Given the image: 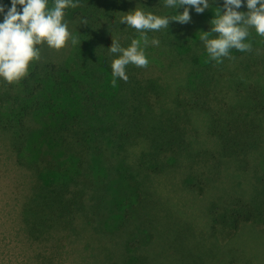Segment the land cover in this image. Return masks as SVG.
<instances>
[{
    "label": "trees",
    "instance_id": "obj_1",
    "mask_svg": "<svg viewBox=\"0 0 264 264\" xmlns=\"http://www.w3.org/2000/svg\"><path fill=\"white\" fill-rule=\"evenodd\" d=\"M79 3L80 7L65 10L75 20H87L74 64L42 67L35 61L20 92L8 90V97H0V126L11 133L17 164L31 169L35 177L23 210L28 235L35 239L47 229L69 227L79 217L107 220L109 171L120 173L125 167L126 177L142 192L137 171L159 174L187 162L185 185L206 187L219 178L223 158L247 169L264 131V37L249 29L245 42L251 43L252 51L231 49L233 59L223 58L222 63L209 59L200 40L201 31H210L217 8L223 12L224 0H214L202 14L187 6L189 23L172 21L169 28L146 32L149 42L159 41L158 46L149 43L144 48L147 68L129 64L127 82L117 78L115 87L109 86L111 62L118 58L108 52L113 37L125 48L140 38L135 29L119 23L120 17L138 6L161 17L180 14L184 8H167L165 0ZM0 5L7 11L11 0H0ZM238 11L247 12L246 0ZM175 65L184 68L185 77L172 91L156 70ZM45 68L48 71L41 77ZM193 110L209 116L208 129L219 141L218 154L194 147ZM31 118H38L37 129ZM35 131L40 143L49 146L32 157L29 146ZM52 147L61 155L55 156ZM255 188L250 200L231 195L211 203L212 235L233 234L244 223H256L264 231V155ZM131 208L125 209L120 228L130 221Z\"/></svg>",
    "mask_w": 264,
    "mask_h": 264
},
{
    "label": "rangeland",
    "instance_id": "obj_2",
    "mask_svg": "<svg viewBox=\"0 0 264 264\" xmlns=\"http://www.w3.org/2000/svg\"><path fill=\"white\" fill-rule=\"evenodd\" d=\"M64 19L71 35L79 40L81 22L69 14ZM77 45L69 41L59 51L41 45L38 62L42 67L49 63L68 67L75 62ZM43 70L41 77L48 71ZM156 72L172 91L185 77L179 65ZM22 80L12 85L0 80V97H8V90L20 92ZM37 119L30 120L34 129L39 127ZM208 119L203 111L191 112L190 139L195 148L218 154L219 141L210 135ZM48 146L40 143L35 131L29 146L31 156ZM51 150L55 156L61 155L59 150ZM263 155L264 131L260 148L250 156L247 169L223 158L219 178L196 189L184 183L189 171L187 162L159 174L137 171L141 173L136 177L144 188L142 192L126 177L125 167L120 173L109 171L107 220L86 221L79 217L71 226L47 229L35 239L28 235L23 221L34 173L17 164L11 133L0 126V264H264V231L259 225L244 223L233 234L212 235L209 214L211 203L222 198L235 195L250 200L255 196ZM130 206L131 219L120 228L125 209Z\"/></svg>",
    "mask_w": 264,
    "mask_h": 264
},
{
    "label": "clouds",
    "instance_id": "obj_3",
    "mask_svg": "<svg viewBox=\"0 0 264 264\" xmlns=\"http://www.w3.org/2000/svg\"><path fill=\"white\" fill-rule=\"evenodd\" d=\"M214 0H165V7L175 9L183 7L180 14L157 16L151 12L145 13L138 6L135 11L128 12L119 19L140 33L139 39H133L130 46L122 47L113 37V43L108 52L118 54L111 62L113 87L117 78L127 82L126 66L132 64L139 68H147L149 60L144 48L149 43L159 45L157 39L149 42L146 32L159 31L169 28L172 21L186 24L191 21L189 7L202 14L209 9ZM244 0H224L223 12L219 8L215 17L210 21V31H201L200 40L203 42L209 59L222 63L223 58L233 59L231 49L240 52L252 51L251 43H246L250 35L249 29L264 37V0H246L247 12L238 11ZM49 0H11V7L5 11L0 5V80L12 85L19 83L29 74L30 66L40 59V48L46 44L50 49L59 51L68 45L79 43L77 37L72 36L65 21V10L69 7H80L79 0H53L49 8ZM17 5L22 6L18 11ZM81 24L87 25V20ZM215 34L214 38L210 35Z\"/></svg>",
    "mask_w": 264,
    "mask_h": 264
}]
</instances>
